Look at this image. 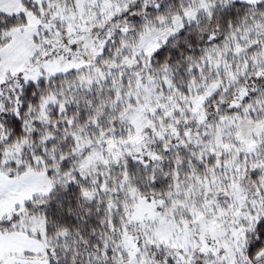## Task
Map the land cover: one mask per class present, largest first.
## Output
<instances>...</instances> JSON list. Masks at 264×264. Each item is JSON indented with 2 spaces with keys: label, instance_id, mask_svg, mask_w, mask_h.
<instances>
[{
  "label": "snow or ice",
  "instance_id": "obj_1",
  "mask_svg": "<svg viewBox=\"0 0 264 264\" xmlns=\"http://www.w3.org/2000/svg\"><path fill=\"white\" fill-rule=\"evenodd\" d=\"M0 264H264V0H0Z\"/></svg>",
  "mask_w": 264,
  "mask_h": 264
}]
</instances>
